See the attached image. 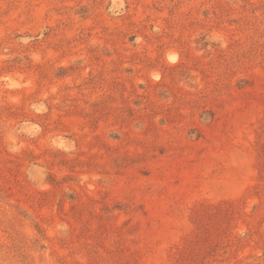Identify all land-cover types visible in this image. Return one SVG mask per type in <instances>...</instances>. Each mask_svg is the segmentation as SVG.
<instances>
[{
  "label": "rangeland",
  "instance_id": "rangeland-1",
  "mask_svg": "<svg viewBox=\"0 0 264 264\" xmlns=\"http://www.w3.org/2000/svg\"><path fill=\"white\" fill-rule=\"evenodd\" d=\"M0 264H264V0H0Z\"/></svg>",
  "mask_w": 264,
  "mask_h": 264
}]
</instances>
